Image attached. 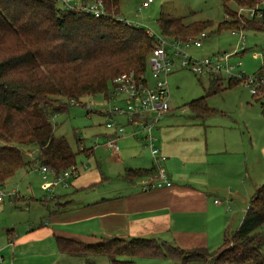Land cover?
I'll use <instances>...</instances> for the list:
<instances>
[{
	"label": "trees",
	"instance_id": "16d2710c",
	"mask_svg": "<svg viewBox=\"0 0 264 264\" xmlns=\"http://www.w3.org/2000/svg\"><path fill=\"white\" fill-rule=\"evenodd\" d=\"M222 1L226 13L232 14L233 10L227 4L229 0ZM234 1L254 7L264 0ZM105 2L106 14L94 17L84 11H63L54 0H0V186L20 169L30 168L36 162L49 168L47 178L52 174L51 181L72 166L78 168L80 175L77 157L80 151H91L93 147L74 151L64 137L55 135L52 116L68 110L71 103L81 102L80 98L86 94L103 93L109 97L111 81L125 71L146 74L156 38L148 34L145 26L129 24V19L121 16L120 0ZM158 20L160 32L171 38L186 40L190 28L192 31L198 29L196 23L187 24L181 16L161 14ZM240 25L236 20L224 19L218 29H238ZM243 28L264 31V17L247 18ZM15 32L25 38L26 35L45 38L31 48L3 54L5 39ZM40 65L46 67L56 82L39 69ZM24 70L26 72L22 73ZM257 74L264 76V64ZM209 80V86L204 87L205 95L188 103L197 116L216 111L208 105V96L233 87L243 79L213 75ZM63 98L67 100L63 101ZM29 144L38 147L33 160L27 159L21 148ZM152 173L154 167H129L125 177L133 180ZM46 193L42 202L57 197L54 192ZM263 226L264 185L252 197L239 228L216 251L207 247L183 248L156 237L110 236L94 242L67 236L56 239L62 253L108 255L113 264H134L139 257H170L181 264H215L219 261L264 264ZM230 239L232 245L225 247ZM87 264H93V261L87 259Z\"/></svg>",
	"mask_w": 264,
	"mask_h": 264
},
{
	"label": "crops",
	"instance_id": "0c3cea01",
	"mask_svg": "<svg viewBox=\"0 0 264 264\" xmlns=\"http://www.w3.org/2000/svg\"><path fill=\"white\" fill-rule=\"evenodd\" d=\"M102 113L109 117L108 109ZM170 115L171 111L164 115L168 116L165 124L161 121L162 116L153 133L156 144L165 155L164 168L171 185L147 186L145 182L152 181L153 173L133 180L125 177L129 167L152 168L154 158L147 147V139L142 134L135 136L132 133L133 127L126 116H117L119 121L128 124V133L120 138V151L108 146L107 140L112 132L105 125L97 132L100 142L84 153L88 160L96 157L94 166H79L80 175L72 180L71 185H59V190L55 188L57 197L52 201H41L50 182L39 187L38 182L29 181L26 190L17 188L19 192L8 198L10 202L5 198L0 203V254L3 256L0 264H62L69 254L59 251L57 236L86 242L110 236L156 237L183 248L207 247L211 251L217 244L222 246L221 241L229 237V213L222 207L221 200L216 202L218 199L212 198L208 182L203 181L200 186L193 183L201 181V174L211 171L205 165L211 160L214 142L207 128L202 131L194 123L174 128L166 125ZM192 130L203 138H194L188 132ZM221 146L230 148L229 139ZM224 150L228 149H220L218 153ZM106 161L112 165L106 167ZM189 164L193 166L188 171ZM199 164L204 168L200 167L203 171L195 177L191 173ZM36 171L42 178L41 171ZM14 176L4 185L13 189L31 178V175L24 174L13 181ZM20 201L26 204L24 208Z\"/></svg>",
	"mask_w": 264,
	"mask_h": 264
},
{
	"label": "rangeland",
	"instance_id": "374dc122",
	"mask_svg": "<svg viewBox=\"0 0 264 264\" xmlns=\"http://www.w3.org/2000/svg\"><path fill=\"white\" fill-rule=\"evenodd\" d=\"M144 1L146 0H120L121 16L132 22L144 24L157 33H160L161 30L158 20L161 14L165 17H184V21L187 24L196 23L195 25L198 28L196 31H192V28H190L189 31L191 32H188L190 34L188 38L198 34L201 29H204L208 34L203 38V46L201 48L196 47L192 43L183 42V47L191 55L203 58L234 54L240 51V53L230 58L232 64L242 62L236 68V72L245 71L248 76H251L257 74L263 67L264 31L243 28L247 18L241 17L238 14V10L244 5H239L234 0H229L227 4L233 12L232 14H227L222 0H154L149 6L142 7ZM262 6L264 7V3ZM224 19L230 22L236 20L241 25L238 29L231 27L233 29L225 28L219 31L218 24ZM202 23L210 24V26L203 27ZM192 27L195 26L192 25ZM44 38L36 35H26L25 38L24 35L16 32L9 34L8 39H5L2 46V53H16L18 52L17 50L21 51L22 49L31 48L38 40L41 41ZM244 47L246 48L245 50ZM39 69L43 70L53 82H56L44 65H40ZM24 72L26 71L24 70L22 73ZM146 77L150 83L154 82L149 67ZM168 82L171 119L166 125H171L174 128L179 125L183 126L186 123H194L197 128H202V131L207 128L210 139L214 142L212 144L211 160L205 165L206 169L210 168L211 171L207 172L206 175L201 174L203 170L201 171L200 167L204 168V165L199 164L195 165L199 167H195L191 175L199 177L201 174V181L198 183L193 181V183L200 186L203 181L208 182V191L211 193L212 198L215 197L222 201V207L229 213L230 217L227 234L231 238L242 223L252 197L264 185V151L262 150L264 141V90L260 94L254 95L250 87L242 81L233 87L208 96V105L216 111L208 116H197L188 103L205 95L204 87L209 86V78L197 75L190 68L179 66L169 74ZM225 84H227L226 80ZM257 98H261L260 101H257ZM66 100V98H63V101ZM80 100L81 102L79 103H71L68 110L60 111L52 116L55 135L64 137L76 152L81 150L82 146L94 147L100 142L97 132L105 128V123L108 119L107 113L104 115L102 111L110 109L111 105L116 102V99L106 97L103 93L86 94ZM166 118L168 119V116H164L161 120L163 124H165L164 120ZM188 126L192 127L193 125L188 124ZM188 132L196 139L203 138L195 130ZM228 139L231 144L230 148L228 146H226L227 148H222L221 145H226ZM1 142L2 140L0 139ZM21 148L25 157L29 160H33L37 155L38 147L33 144L22 145ZM220 149L228 150L218 153ZM84 153V151H80L77 157L78 166L86 168L94 166L96 157L93 156L91 160H88ZM106 154L108 155L110 152ZM97 156L99 157V154ZM110 164L112 165V163L106 161V167ZM40 166L36 162L30 168L20 169L13 177V181L24 174L27 176L31 175V178L25 179L23 185L16 183L17 185L14 187L19 190L20 188L26 190L29 187V181L38 182L39 187L47 182L52 183V174H49L47 179L40 178L39 171H36ZM191 166L193 165H188V171ZM212 167H216L219 171L212 169ZM113 168L115 169L114 165ZM196 171H199V173ZM2 186L6 189H11L8 185ZM56 189L59 190L60 187L58 186ZM45 195H47L46 192ZM8 198L6 197V202H10ZM20 203L22 204L21 201ZM52 205L54 206L55 204ZM22 206L24 208L26 204H22ZM262 230H264V226ZM222 242L224 243V239ZM220 245L217 244L214 250H218V247H221ZM231 245L230 239L225 247ZM139 258L136 259L135 264H181L178 259L170 257H164L165 259H155L156 257L150 259H148L149 257L146 259H144L145 257ZM87 259H91L93 264H113L111 257L103 254H69L62 261V264H87ZM208 263L196 262L194 264ZM215 264L227 263L219 261Z\"/></svg>",
	"mask_w": 264,
	"mask_h": 264
},
{
	"label": "built area",
	"instance_id": "2783aa9c",
	"mask_svg": "<svg viewBox=\"0 0 264 264\" xmlns=\"http://www.w3.org/2000/svg\"><path fill=\"white\" fill-rule=\"evenodd\" d=\"M61 10L84 11L94 17H101L106 14L105 0H54ZM154 0H146L142 7L149 6ZM258 4L254 7L241 6L238 14L241 17L254 18L264 17V7ZM129 24L137 26H145L139 22L128 20ZM146 27L148 34L156 38V46L149 56L148 67L154 82L150 83L146 74L138 75L134 70L121 73L111 81L109 97L116 99V102L108 109L109 117L105 123L106 127L111 130L107 144L115 151L122 149L120 138L128 133L125 123L118 120L117 116H126L128 121L132 123L135 136L142 134L147 139V147L150 149L154 158V173L152 181H147V186L161 187L163 185H171L169 174L164 168L165 155L162 153L160 146L156 144L154 129L159 120L171 111L170 106V88L168 76L177 67H187L199 76L210 78L213 75H219L226 79L242 78L243 82L250 87L254 95L260 94L264 90V76L258 74L248 76L245 71L236 72V68L242 64H232L230 58L240 53L215 55L207 57H195L191 55L184 47L183 42H189L198 48L203 46V38L208 34L205 30L199 34L182 40L180 38H171L157 33L152 28ZM244 36V34H242ZM246 48L244 47V50ZM77 103V102H74ZM86 148L82 146L81 149ZM38 169L43 173V177L47 178L49 168L40 166ZM79 176L78 168L72 166L57 174L54 181L47 187L48 193H53L56 186L71 185L72 180ZM17 188L6 189L0 186V203L6 197H14L18 194ZM220 202V200H216ZM3 256L0 254V262Z\"/></svg>",
	"mask_w": 264,
	"mask_h": 264
},
{
	"label": "water",
	"instance_id": "95a60500",
	"mask_svg": "<svg viewBox=\"0 0 264 264\" xmlns=\"http://www.w3.org/2000/svg\"><path fill=\"white\" fill-rule=\"evenodd\" d=\"M260 99H258L257 101H259Z\"/></svg>",
	"mask_w": 264,
	"mask_h": 264
}]
</instances>
